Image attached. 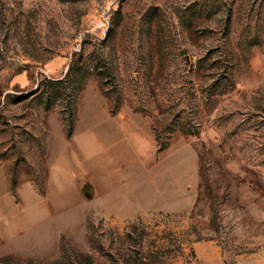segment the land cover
Listing matches in <instances>:
<instances>
[{"label":"rangeland","instance_id":"374dc122","mask_svg":"<svg viewBox=\"0 0 264 264\" xmlns=\"http://www.w3.org/2000/svg\"><path fill=\"white\" fill-rule=\"evenodd\" d=\"M2 193L0 264H264V0H0Z\"/></svg>","mask_w":264,"mask_h":264},{"label":"crops","instance_id":"0c3cea01","mask_svg":"<svg viewBox=\"0 0 264 264\" xmlns=\"http://www.w3.org/2000/svg\"><path fill=\"white\" fill-rule=\"evenodd\" d=\"M19 206L10 194H0V257L19 254L24 245L25 237L21 235L19 225H16L19 218L15 213L19 211ZM30 240H35L34 236Z\"/></svg>","mask_w":264,"mask_h":264},{"label":"trees","instance_id":"16d2710c","mask_svg":"<svg viewBox=\"0 0 264 264\" xmlns=\"http://www.w3.org/2000/svg\"><path fill=\"white\" fill-rule=\"evenodd\" d=\"M84 261H85V260H84ZM84 261H79V262H76V263H74V264H86L87 261H85V262H84ZM58 264H63V263H58Z\"/></svg>","mask_w":264,"mask_h":264},{"label":"built area","instance_id":"2783aa9c","mask_svg":"<svg viewBox=\"0 0 264 264\" xmlns=\"http://www.w3.org/2000/svg\"><path fill=\"white\" fill-rule=\"evenodd\" d=\"M102 26L105 27L106 26V23H103Z\"/></svg>","mask_w":264,"mask_h":264}]
</instances>
